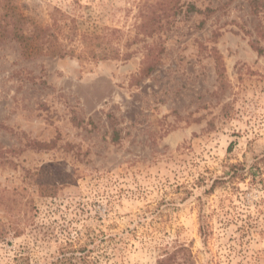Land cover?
Segmentation results:
<instances>
[{
    "label": "rangeland",
    "instance_id": "rangeland-1",
    "mask_svg": "<svg viewBox=\"0 0 264 264\" xmlns=\"http://www.w3.org/2000/svg\"><path fill=\"white\" fill-rule=\"evenodd\" d=\"M57 10L111 58L25 57L13 11ZM1 26L0 264H264V0H0Z\"/></svg>",
    "mask_w": 264,
    "mask_h": 264
},
{
    "label": "trees",
    "instance_id": "trees-1",
    "mask_svg": "<svg viewBox=\"0 0 264 264\" xmlns=\"http://www.w3.org/2000/svg\"><path fill=\"white\" fill-rule=\"evenodd\" d=\"M15 20L11 23L12 37L19 43L22 53L25 57L34 58L39 56L51 57H66L76 55L78 49L86 56L96 59H110L109 52L97 50V40L102 37L99 35L82 33L79 31V26L74 18L67 13L57 10L52 17V22L49 26L42 27L33 22L28 17L23 16L17 11H13ZM6 27V26H5ZM5 27L1 26L0 39L4 37ZM80 43L79 47H75ZM81 55V54H80ZM79 55V56H80ZM154 65L148 67L153 70ZM254 167V166H252ZM251 167V168H252ZM233 173L230 178L245 179L244 167L241 165H231ZM231 173V171L227 172ZM175 255L168 254L161 258L159 264H173Z\"/></svg>",
    "mask_w": 264,
    "mask_h": 264
}]
</instances>
